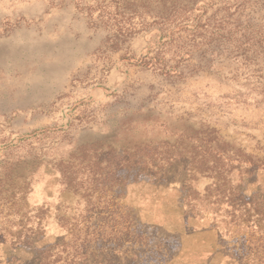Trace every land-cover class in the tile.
I'll return each mask as SVG.
<instances>
[{
	"label": "rangeland",
	"instance_id": "374dc122",
	"mask_svg": "<svg viewBox=\"0 0 264 264\" xmlns=\"http://www.w3.org/2000/svg\"><path fill=\"white\" fill-rule=\"evenodd\" d=\"M0 264H264V0H0Z\"/></svg>",
	"mask_w": 264,
	"mask_h": 264
},
{
	"label": "trees",
	"instance_id": "16d2710c",
	"mask_svg": "<svg viewBox=\"0 0 264 264\" xmlns=\"http://www.w3.org/2000/svg\"><path fill=\"white\" fill-rule=\"evenodd\" d=\"M198 14H200V13H198ZM175 28H176V32L184 29V27H181V25H176ZM152 32H153V34H157V35L155 37H152V38L148 37L149 38V40L147 41L148 47L145 50L144 56H142L139 60L134 61V64L137 66L146 68V69H154V70L159 69L163 74H166V75H171V74L177 75L178 71L176 72L175 67H171V68L166 70V67L162 65L164 60H163V58H160V52H159L160 48L162 49L166 45H169L170 43L173 42V40H174L173 31H170V30L165 31L163 29H159V30H154ZM152 32L149 35H151ZM177 48H178V51H177V53L175 52V57L178 56V57H180V59H179V61L176 62V66H178L182 61H185L186 57L189 54L188 49L180 48V47H177ZM224 145L226 146V144H224V143L217 144L216 147L219 148L221 151H223ZM221 157H222V155L219 152V157H218L219 162H220ZM225 160L231 164V165H229L228 172H230L232 169H238L237 167H240L239 165H232L233 163H232V160H230V159H225ZM126 162H127V165L131 164L129 162V160H127V159H126ZM204 163L207 164V162H205V161H204ZM223 164L225 166L226 163H223ZM255 166L256 165L253 164V165H251V168H254ZM256 167L259 168L260 166H256ZM214 168L215 167H212V170H214ZM221 170L217 173V175L223 174V171H221ZM244 172L245 173L247 172L246 169L244 170ZM238 174H240L239 170H238ZM211 176H212V174H211ZM211 185H214V184H211ZM196 197H197V194L194 195V198H196ZM202 197H204V196H202ZM215 200H218V199H215ZM215 200L213 199L212 201L214 203H217V201H215Z\"/></svg>",
	"mask_w": 264,
	"mask_h": 264
}]
</instances>
